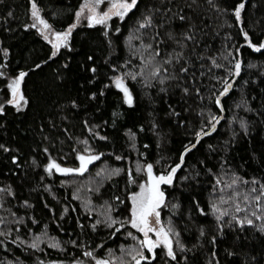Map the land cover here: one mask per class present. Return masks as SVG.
Returning <instances> with one entry per match:
<instances>
[{
    "label": "trees",
    "instance_id": "1",
    "mask_svg": "<svg viewBox=\"0 0 264 264\" xmlns=\"http://www.w3.org/2000/svg\"><path fill=\"white\" fill-rule=\"evenodd\" d=\"M36 2L53 28L62 30L73 23L75 10L83 0ZM212 2L219 5V11L210 7L208 0H196L199 7L194 10L186 7L192 0H172L170 6L173 12L179 7L192 17L199 30L197 39L200 43L195 45L196 50L205 56H216L225 67L215 68L210 60L193 57L195 66L188 76L180 81H168L166 92L160 91L159 85L142 88L128 79L126 82L134 97V103L128 105L110 81L114 74L111 65L120 67L130 58L126 39L129 29L146 6H161L162 0H138V7L124 21L113 17L110 24L118 25L121 32L110 30L109 37L104 35L103 26L82 23L72 32L70 47H61L57 56L51 58L52 46L37 29L24 27L32 24L30 0H0V49L9 50L7 59L0 51V65L5 66L0 71H5L8 77L21 70L26 72L22 91L28 101L21 109L5 105L4 113H0V144L10 149L8 152L0 149V186H11L15 193L14 196L3 194L4 199L0 202V219L4 220L0 232L8 234L0 235V240L4 241L0 244V264H48L49 261L72 264L74 259L93 264L90 257L83 255L85 251L91 250L94 255L104 257L109 250L128 242L127 232L134 229L127 223L123 228H118V224L108 228L101 223L93 230L91 224L96 219L105 220V215L99 213V206L111 205L109 214L124 223V218L130 217L128 193L136 191L142 180L135 162L153 163L154 172H163L167 166L178 162L185 144L195 142L192 132L201 127L202 120L207 122V110L218 112L208 96L213 91L211 85L216 84L217 89L222 87L212 77L224 76L226 68L231 67L224 60L229 48L242 61V67L232 81L233 87L222 97V118L214 131L202 137L196 147L185 154V163L177 169L174 184L162 186L168 206L161 208V218L171 222L187 250L181 251L174 244L177 259L173 261L162 247H157L153 259L141 264H209L210 260L212 264L216 260L220 264H264V233L256 228L245 225L239 230L225 226L224 234L217 235L215 217L208 209L210 200L216 195L211 191L214 177L206 170L211 168L218 174L235 171L245 178L264 177V49H252L240 31L241 28L247 31L253 43L264 41V0H245L240 21H236L231 11L240 0ZM162 6L169 5L164 3ZM185 26L186 22L179 20L172 25L177 33ZM167 27L161 31H166ZM132 43L138 44V41ZM165 47L171 50V42ZM236 48L240 50L238 53ZM89 56L93 57L91 61L87 59ZM131 59L132 63L122 67L121 71L139 70V61ZM93 64L97 68L95 79L89 71ZM209 68L211 74H208ZM201 71L205 73L203 77L199 75ZM193 73L203 101L194 93L184 94L178 86L191 85ZM7 82V77H0V103L9 98ZM93 92L96 93L94 99L91 97ZM73 100L78 107L70 103ZM201 109H204L203 115ZM241 119L247 123V134L240 128ZM92 126L93 131L89 132L88 128ZM128 130L135 136L130 137ZM96 132L100 135H95ZM85 139L88 145L83 143ZM132 144L134 148L130 147ZM44 147L59 163L70 167L78 166L76 152H83L86 147L103 155L82 174L53 171L49 176L43 168L48 155L43 152ZM12 156H17V161L13 162ZM116 156L126 159L117 160ZM102 168H121L123 171L111 178L105 172L97 176ZM129 168L136 183L128 182ZM183 176L189 179L181 180ZM193 176L195 179L191 178ZM79 184H85L84 194L78 191ZM193 198L207 214L202 215L196 210ZM24 200L29 201V206H24ZM88 201H91V214L83 207ZM173 204H179V208H173ZM66 206L69 210L61 216ZM201 227L205 232L203 236H200ZM41 232H46L52 242L48 243L42 237L39 248H31L32 240ZM112 232L116 234L112 235ZM17 235L21 239L13 244ZM213 235H217L215 258L211 255ZM53 242H58L60 247H52ZM229 250L233 255H228Z\"/></svg>",
    "mask_w": 264,
    "mask_h": 264
},
{
    "label": "snow or ice",
    "instance_id": "2",
    "mask_svg": "<svg viewBox=\"0 0 264 264\" xmlns=\"http://www.w3.org/2000/svg\"><path fill=\"white\" fill-rule=\"evenodd\" d=\"M172 0H162L161 6L148 5L145 11L137 18L135 25L129 29V35L127 36L129 59L124 61V63L118 67L116 64H112L111 68L113 70V75L110 77L111 83L115 88L119 89L122 93V100L125 104L132 105L134 103L133 91L126 82L128 79L135 81L140 84L142 88L160 86V91H167V82L170 80H183L188 76L191 69L195 66L193 64V57L196 60L208 59L211 62V66L215 68H224L225 65L218 62L216 56H205L204 53L198 52L195 45H198L200 41L197 39L198 29L194 22H192V17L183 13V9L178 7L176 12L172 11L171 8ZM209 6L216 8L219 11V5L208 0ZM167 3L169 6H162ZM106 7L101 10V5ZM30 13L31 18L35 21L31 25L25 24L24 27H32L38 30L42 35V38L47 41L51 46V57L57 56L61 47L69 48V38L71 36L72 30L77 27L81 20L86 19L89 26L101 25L104 29V35L109 37L110 30H114L116 33L121 32V28L118 25L113 26L110 21L113 17H117L120 21H124L126 17L138 7V0H83L80 6L75 10L74 21L68 24L66 28L62 30H55L52 24L41 14V9L38 7L36 0H30ZM186 7L194 10L198 8L199 5L196 0H192V3L186 4ZM245 8V0H240L231 11L234 13L236 21L241 20L242 9ZM9 16L12 15L11 12L8 13ZM159 17V21H157ZM179 20L182 23L186 22V26L179 32L172 27L175 21ZM166 31H161L165 26ZM243 34L244 41L252 49L259 51L264 49V41L259 44L253 43L249 39V33L243 28L240 29ZM138 41V44H133L132 41ZM109 44H111V39L109 38ZM171 42V50H168L165 46ZM5 54V59H7L8 49H0ZM239 48L235 49L238 53ZM131 58H136L139 61L138 71H121L122 67L132 63ZM89 61L93 59L92 56L87 58ZM224 60L228 62L231 67L226 68V74L224 76H213L212 79L218 81L222 87L217 89L216 84L211 85L213 89L209 93L208 99L212 100L218 109L217 113H213L211 109L207 110V122L201 121V127L198 130H194L192 135L194 141H189L184 145L182 151L179 153L178 162L167 166V170L163 172H154L153 163L141 164L139 161L136 164V171L146 172L147 179L139 183V190L128 193V198L131 201L130 217L124 218V223H119V218H113L110 214H105V220L101 221L96 219L94 223L91 224L93 230L97 225L104 223L105 227L112 228L114 225L118 224V228H123L124 224H130L132 228L137 229L139 233H142V238L134 236L132 232H127L128 236L133 237V239L138 241V246H127V252L124 251L125 246H121V256L118 258L112 254L109 250L106 256L101 257L94 255L93 251L87 250L83 253L84 256L90 257L95 264H125L123 256L127 255L131 258L132 264H141V261L151 260L155 256V249L157 247H162L165 255L171 260L175 261L177 259L176 250L174 248V243L176 248L181 251H186V245L182 243L179 239V232L175 231L174 227L169 222L168 226L161 221L160 209L161 206L167 207L165 199V191L161 187L162 185H173L174 177L177 173V169L185 163V154L190 153L201 141V138L209 135L212 131L216 129L217 124L222 118V113L224 112V105L222 103V97L229 93L230 89L233 87L232 81L241 72L242 61L236 57L233 53V49L229 48L227 50V55L224 56ZM43 63V61H42ZM5 67L0 65V68ZM39 67V65H36ZM203 68V65H201ZM171 69V71H170ZM89 71L93 73V79H95V73L97 68L93 64ZM208 74H211V68L208 69ZM201 77L205 75L203 71L199 73ZM26 76V72L21 70L17 75L8 77L5 71H0V77H7V91L9 92V98L4 99L0 103V113H4L5 105L15 106L16 109H21L25 104L28 103L23 91L21 90V82ZM192 84L189 86L179 85L181 91L188 95L194 93L201 101H203L204 96L201 92V88L196 86V74L193 73ZM107 87V85H105ZM103 94V89H101V95ZM91 97L94 99L96 93H91ZM74 107L76 101H70ZM239 107V105H237ZM175 114V113H174ZM201 115L204 114V109H201ZM115 116L116 113H113ZM87 125V121L84 122ZM181 123H184L181 121ZM240 128L245 134L248 133V126L246 121L241 119L239 121ZM93 127H89L88 131L92 132ZM155 127V125H154ZM142 128V126H141ZM67 131V130H65ZM130 137H134L135 133L128 130ZM95 135L99 136L98 132ZM235 136V133H233ZM101 139H107V137H101ZM85 145H88L87 139L83 141ZM227 143V142H226ZM130 147H135L134 144ZM209 148H212L209 145ZM0 149L8 152L10 149L4 144H0ZM43 152L47 155V163L43 165L44 171L51 176L53 171L57 173H74L82 174L87 169L89 164L96 161L103 155V153H96L91 147H86L83 152H76V159L79 161L78 166L70 167L64 166L59 163L52 155L49 153L47 147L43 148ZM117 160L126 159L121 156L115 157ZM12 161H17V156L11 157ZM33 163L36 164L35 158H33ZM159 163V161H157ZM201 164L204 161H200ZM224 166L222 162L221 167ZM208 173L212 174L214 177V183L212 186V193L216 194L210 200L208 209L216 220V232L217 235L222 236L224 234L225 226L233 229L243 230L245 225L256 228L260 233H264V177H241L237 172L232 171L229 173H214L211 168L206 169ZM123 171L121 168H113L110 170L101 169L97 172V176L101 172H105L108 178L112 176L119 175ZM128 182L136 183V180L132 176V170L129 168L127 170ZM199 175V172H196ZM227 177V179H225ZM195 179V176L191 177ZM43 179V177H41ZM181 180L189 179L188 176L180 177ZM66 182V181H65ZM98 191V189H97ZM218 193V194H217ZM14 196L15 193L11 186L3 187L0 186V202L3 201L4 195ZM115 200L119 202V197H114ZM196 210L202 214H207L205 208L201 207L199 201L195 200ZM24 206H29V201H23ZM91 201H88L83 205L85 211L91 214V209L89 205ZM2 206V203H0ZM111 205H108L109 210H111ZM173 208H179V204H173ZM68 207L66 206L61 212V216H64L68 212ZM15 215V214H13ZM227 217V219H225ZM259 221V223H257ZM35 223V220H33ZM79 223V221H78ZM0 224H4V220L0 219ZM47 227V226H45ZM18 230V229H17ZM118 230V229H117ZM11 231V230H10ZM115 235V232L111 233ZM154 234V235H152ZM205 234L204 228L200 229V236ZM0 235L7 236V233L0 232ZM217 235L211 237V243L213 244V251L211 253L212 257L215 258L217 253L215 251V244L217 241ZM42 237H47L46 232H41L36 234L31 242V248L38 249L39 242ZM175 237V240L173 239ZM21 237L16 236L12 240L13 244H16ZM51 239V238H49ZM199 242V241H198ZM4 241L0 240V244ZM75 244V241H71ZM54 248H59L60 244L58 242H53L51 244ZM99 247V245H97ZM145 250L151 255H146ZM228 255L231 256L233 253L229 250ZM187 260V257H182ZM12 264V262H9ZM43 264V262H41ZM48 264H63L62 261H49ZM72 264H84V261L79 259H74ZM212 264V261H209ZM215 264H220L219 260L215 261Z\"/></svg>",
    "mask_w": 264,
    "mask_h": 264
},
{
    "label": "rangeland",
    "instance_id": "3",
    "mask_svg": "<svg viewBox=\"0 0 264 264\" xmlns=\"http://www.w3.org/2000/svg\"><path fill=\"white\" fill-rule=\"evenodd\" d=\"M104 7H106V4L105 5H101V10H103V8ZM84 22H86L87 23V20L86 19H83V20H81V22L77 25V26H79V25H81L82 23H84ZM32 23H35V21L32 19ZM75 29V28H74ZM74 29L72 30V32L74 31ZM56 30V29H55ZM57 31H59V30H57ZM72 34V33H71ZM23 82V81H22ZM22 82H21V90H22ZM24 107H25V105H24ZM23 107V108H24ZM141 163V162H140ZM137 164V162H135V165ZM141 164H143V163H141ZM154 170V169H153ZM138 175L140 176V177H142V180L141 181H145L146 179H147V176H146V172H139L138 173ZM84 185L85 184H79L78 186H79V192L81 191V192H83V194H84V192H85V190H84ZM163 186V185H162ZM161 186V187H162ZM78 188V187H77ZM87 188V187H86ZM139 190V183H138V188H137V190L136 191H138ZM87 191V190H86ZM130 204H131V201H130ZM163 207V205L161 206V208ZM99 208H100V214L102 215V216H104L105 214H109V211H108V207L107 206H105L104 208L102 207V206H99ZM101 209H104V212L101 210ZM110 216L111 217H113V218H115V216L114 215H112V214H110ZM160 218H161V209H160ZM161 221L165 224V226H168V222H166V221H163L162 220V218H161ZM130 225V224H129ZM131 226V225H130ZM134 229V228H133ZM130 232H132L133 234H134V236H136V237H139V238H142V236H143V234L142 233H139L138 232V230L137 229H134V231H130ZM152 235H154V234H152ZM45 239L47 240V242L48 243H51L52 241H50V239H49V237H48V235H47V237H45ZM173 239H174V237H173ZM175 240V239H174ZM175 244V243H174ZM123 246H125V248H124V251L125 252H127V246H130V245H132V246H138V241L137 240H135V239H133V237H131V236H128V242H126V243H124V244H122ZM121 245V246H122ZM121 246L118 248V249H112L111 250V252H112V254H114L115 256H117L118 258L121 256ZM174 246V245H173ZM147 252H146V250H145V254H146ZM108 254V253H107ZM147 255V254H146ZM123 260H124V262H125V264H132V261H131V258L129 257V256H127V255H124L123 256ZM143 261H141V263H142ZM84 264H89V263H86V262H84ZM91 264V263H90ZM93 264H95V262L93 261Z\"/></svg>",
    "mask_w": 264,
    "mask_h": 264
},
{
    "label": "water",
    "instance_id": "4",
    "mask_svg": "<svg viewBox=\"0 0 264 264\" xmlns=\"http://www.w3.org/2000/svg\"><path fill=\"white\" fill-rule=\"evenodd\" d=\"M93 162H94V161H93ZM93 162H92V163H93ZM92 163H91V164H92ZM91 164H89V166H90ZM89 166H88V167H89Z\"/></svg>",
    "mask_w": 264,
    "mask_h": 264
}]
</instances>
